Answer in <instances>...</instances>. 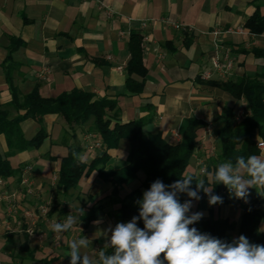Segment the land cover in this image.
<instances>
[{
	"label": "crops",
	"instance_id": "1",
	"mask_svg": "<svg viewBox=\"0 0 264 264\" xmlns=\"http://www.w3.org/2000/svg\"><path fill=\"white\" fill-rule=\"evenodd\" d=\"M254 15L264 17V0H0V110L9 119L18 115L10 105V77L21 96L36 88L42 98L55 99L77 89L97 100H113L116 108L108 113L112 122L142 120L144 133L159 135L170 144L178 143L188 122L196 120L204 126L197 131V147L186 173L198 175L206 156L215 154V132L222 117L233 114L238 120L237 113L246 110L243 100H234L216 84L264 74V55H260L264 30L253 34L245 26ZM215 31L220 34L215 36ZM131 34L141 38L144 77L126 70ZM216 57L222 63L228 58L231 68L215 70ZM207 72L210 77L205 79ZM127 78L133 82L132 90ZM135 85H142V90H134ZM91 124L92 119L70 129L55 114L44 116L41 123L26 119L19 125L25 140L40 129L47 137L39 148L13 153L0 135V154L19 169L14 177L0 178V264H69V241L83 237L89 239L88 247L81 248L83 254L92 257L90 246L104 247L107 238L102 233L115 227L119 208L110 200L111 183L96 170L67 191L57 183L61 160L68 154L88 164L101 150L92 148L101 142L97 134L95 139L87 138ZM105 152V170L121 169L127 164L129 144L121 139L115 149ZM259 156L264 158V150ZM25 166L30 167L28 187L20 184ZM142 179L139 174L119 185V198L140 188ZM225 188L222 184L221 191ZM261 190L250 188L246 200L211 206L204 195L192 201L188 215L201 212V220L238 222L241 205ZM9 200L12 210L5 208ZM93 205L102 209L84 227L81 212ZM69 214L76 218L72 229L50 230V224L63 222ZM10 221L22 226L7 231ZM32 227L35 235L23 233ZM260 227L264 230V222Z\"/></svg>",
	"mask_w": 264,
	"mask_h": 264
},
{
	"label": "trees",
	"instance_id": "2",
	"mask_svg": "<svg viewBox=\"0 0 264 264\" xmlns=\"http://www.w3.org/2000/svg\"><path fill=\"white\" fill-rule=\"evenodd\" d=\"M245 26L250 33L261 34L264 30V17L254 15ZM140 42L141 38L138 34H131L129 41L131 59L126 70L129 75L137 74L144 77L146 69L142 62ZM258 53L260 52L255 51V54ZM7 80L11 93L10 105L18 115L9 119L7 113L0 110V135L5 136L11 153L39 148L47 137L45 131L40 129L30 140H25L19 125L26 119L41 123L44 116L55 114L62 117L70 129L81 127L92 119L88 131L99 136L102 143L101 150L88 164L79 161L76 154H68L61 160L57 183L67 191L74 188L83 176L96 170L103 181L112 185L110 200L119 205L115 213L116 224L129 222L132 217L138 216L139 206L136 202L142 197L143 192L149 189L152 182L160 179L166 185H170L184 175H189L186 169L197 147V131L204 126L202 122L190 120L181 140L176 144H170L159 135L144 133L145 123L142 120L124 124L112 122L108 113L116 108L117 104L113 100H97L92 94L77 89L63 93L55 99L42 98L36 88L29 94L21 96L14 88L12 79L9 77ZM126 82L127 88L131 89L133 82L128 78ZM216 85L229 93L234 100H243L246 110L238 120L233 114L222 117L223 124L215 132V154H208L204 160L207 172H214L220 163L226 161L235 164L238 156H243L245 159L251 155L259 156L260 149L257 144L264 142V74L243 75ZM134 90L140 92L142 85H135ZM121 139H126L129 144L126 166L116 170H105L108 161L105 150L115 149ZM18 172L19 169L13 168L7 158L0 154V178L14 177ZM139 174L143 177L140 188L120 199L119 185L136 180ZM190 175L204 179L206 186L212 187L213 194L223 198L222 204L237 200L226 188L221 191L222 183L214 185L211 177ZM191 187L195 189V182ZM199 194L201 197L205 195L203 191ZM178 198L181 203L189 199L185 193L179 194ZM101 209L100 205H93L87 210H82L80 220L83 226L86 227L94 220L96 212ZM262 222H264V195L258 194L248 204L241 205L238 222L229 219H200L190 227L229 243L244 235L250 243L264 245V230L260 227ZM137 226L143 228V221L138 220ZM21 248H26V242ZM105 251L111 254L113 250L107 248Z\"/></svg>",
	"mask_w": 264,
	"mask_h": 264
},
{
	"label": "clouds",
	"instance_id": "3",
	"mask_svg": "<svg viewBox=\"0 0 264 264\" xmlns=\"http://www.w3.org/2000/svg\"><path fill=\"white\" fill-rule=\"evenodd\" d=\"M201 175L211 177L214 185L222 183L236 199L246 200L250 188H264V158L238 156L235 164L220 163L214 172L201 169ZM193 182L195 189L191 187ZM201 191L208 196L210 206L223 203V198L213 194L212 187L199 177L184 175L170 185L155 180L136 202L138 216L114 228L109 226L102 233L107 240L97 259L81 252V248L88 247L89 239L70 240L69 264H264V245L250 243L244 235L229 243L190 227L203 216L201 212L188 215L192 201L202 198ZM181 193L189 197L183 203L178 198ZM138 220L143 221V228L137 226ZM75 223L76 218L69 214L49 228L54 233H65ZM107 248L113 250L111 254L103 250Z\"/></svg>",
	"mask_w": 264,
	"mask_h": 264
},
{
	"label": "built area",
	"instance_id": "4",
	"mask_svg": "<svg viewBox=\"0 0 264 264\" xmlns=\"http://www.w3.org/2000/svg\"><path fill=\"white\" fill-rule=\"evenodd\" d=\"M174 27L176 29H179L180 28V25H176L175 24ZM238 31H240V30H238ZM213 34L215 36H217L220 33L218 31H215V32H213ZM231 63L232 62L228 58L225 59V63H222V62H220V59L216 57L213 60V68L215 70H217V71H226L227 69H230L231 68ZM202 77L205 78V79H207V78L210 77V73H208V72L207 73H204ZM243 113H244V111H242V110L239 113H237V118H240L243 115ZM87 138L88 139H95L94 133H88L87 134ZM257 146H258V148L260 150H264V142H258ZM92 148L101 149L102 148V143L100 141L99 142L97 141V142H95V143L92 144ZM201 169H205V166L203 164H201V167L199 168V170L197 172L198 175H201ZM0 183H2L1 180H0ZM20 184L22 186H25V187H28V186L31 185L30 167L29 166H25L22 169V174H21V177H20ZM7 205H9V207H8L9 210H12L13 209V206H12L10 200L7 202ZM27 233L29 235H31L32 234V231L31 230L30 231H27Z\"/></svg>",
	"mask_w": 264,
	"mask_h": 264
},
{
	"label": "rangeland",
	"instance_id": "5",
	"mask_svg": "<svg viewBox=\"0 0 264 264\" xmlns=\"http://www.w3.org/2000/svg\"><path fill=\"white\" fill-rule=\"evenodd\" d=\"M190 164V163H189ZM189 164H188V166H189ZM187 169H188V167H187ZM9 207V205H7L6 204V209ZM41 212V211H40ZM7 215H9L8 214V211H6L5 212ZM15 212H13V214H14ZM13 220V219H12ZM19 220V219H18ZM8 225V228H7V231H13L16 227H21L22 225H21V223H17V222H15V223H12L11 221L9 222V224H7ZM31 229V231H32V234L31 235H29L27 232H23V233H25V234H27V235H29V236H33V235H35V231L36 230H34V229H36V228H30ZM261 229H263L262 227H261ZM18 240V242L20 243L21 242V240H20V238H18L17 239ZM90 248L92 249V251L94 252V255L92 256L93 257V259H97V256H98V252L101 250V248L99 247V246H90ZM86 249V248H85Z\"/></svg>",
	"mask_w": 264,
	"mask_h": 264
}]
</instances>
